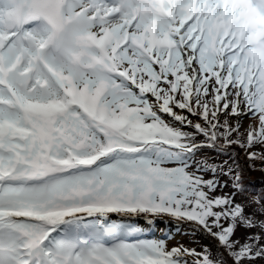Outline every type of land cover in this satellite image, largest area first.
<instances>
[{
	"label": "snow or ice",
	"instance_id": "6c2138e0",
	"mask_svg": "<svg viewBox=\"0 0 264 264\" xmlns=\"http://www.w3.org/2000/svg\"><path fill=\"white\" fill-rule=\"evenodd\" d=\"M234 146L264 162V0H0V264L264 260Z\"/></svg>",
	"mask_w": 264,
	"mask_h": 264
},
{
	"label": "rangeland",
	"instance_id": "374dc122",
	"mask_svg": "<svg viewBox=\"0 0 264 264\" xmlns=\"http://www.w3.org/2000/svg\"><path fill=\"white\" fill-rule=\"evenodd\" d=\"M249 123V118L247 116L242 117V124L243 126L246 128L247 125ZM243 130V129H242ZM235 149L237 150H241L239 147H235ZM203 154L206 155L208 158L211 157L214 154H217L215 151L211 150V149H204L203 150ZM224 158H227V156H224ZM223 160V156L221 155H217L216 159L213 160V162H222ZM260 163H258L257 160H255L253 162V169L250 168L248 169V165L245 166L246 164L244 163L242 168L245 170V172L249 173L250 170H252V172H255L256 177L254 179H251L250 181L258 186H261L264 189V177H260L258 170L256 169V167L259 165ZM221 180H226V177H221ZM225 191H227V189H225ZM264 195V192H263ZM252 196H259L258 193L255 190H246V188L244 187V191L241 193H238L236 195V200L238 202H244V203H248V201L252 198ZM264 197V196H263ZM255 208V205L252 204L251 206H249L246 211L248 212H252L253 209ZM166 219V220H163ZM163 219L157 218L155 223L151 226L147 225L144 221L143 218H137L136 219V223H138L139 225H141L142 227H145L147 229L148 232V236L150 238H159L161 236H171V239L168 240V244L169 246H174L176 244H184L187 247H192L194 246L196 249H198V243L203 241L205 243H207L208 245H212L215 246L216 245V241L213 240L210 236H208L206 233V235L201 234L198 231H194V230H188L186 229L188 226L191 227L188 223H180L179 225H177V223L175 221H172L170 218L168 217H164ZM169 220V221H168ZM185 227L182 229V227ZM257 231L256 229H250V230H246L243 228H240L237 230L236 232V236L243 242L244 238L250 233V232H255Z\"/></svg>",
	"mask_w": 264,
	"mask_h": 264
},
{
	"label": "trees",
	"instance_id": "16d2710c",
	"mask_svg": "<svg viewBox=\"0 0 264 264\" xmlns=\"http://www.w3.org/2000/svg\"><path fill=\"white\" fill-rule=\"evenodd\" d=\"M231 153H234L235 154V158H236V160H237V162H238V164H239V166H240V168H241V177H242V179H241V183H242V185L243 186H246L248 189H250V190H255L257 193H258V195L259 196H264L263 195V192H264V189L261 187V186H258V185H255V184H253L250 180L251 179H254L255 177H256V174H255V172H252V170H250V172L249 173H247V172H245V170L242 168V166H243V164L245 163L246 165L245 166H247L248 165V169H250V168H252L253 169V167H250L249 166V164L251 163L252 165H253V162L254 161H251V162H249V160H248V158H247V156H246V153L241 149V150H237V149H235L234 147L232 148V149H230V154ZM216 157H217V154H214V155H212L211 157H209V160L210 161H213V160H215L216 159ZM223 159H227V158H224V156H223ZM258 161V163H260L257 167H256V169L258 170V173H259V176L260 177H264V170H261V168L262 167H264V162H262V161H259V160H257ZM216 163H219L218 161L216 162ZM250 167V168H249ZM182 227V229L183 228H185V227H183V226H181ZM186 229H188V230H193V228L192 227H187ZM203 245H208L207 243H205V242H203V241H201V242H199L198 243V249H197V251H200L201 250V248H202V246ZM210 248H211V250L213 251V252H215L216 251V247L215 246H212V245H208ZM192 248H195L194 246H192ZM254 264H264V260H256L255 262H254Z\"/></svg>",
	"mask_w": 264,
	"mask_h": 264
},
{
	"label": "water",
	"instance_id": "95a60500",
	"mask_svg": "<svg viewBox=\"0 0 264 264\" xmlns=\"http://www.w3.org/2000/svg\"><path fill=\"white\" fill-rule=\"evenodd\" d=\"M200 233L206 235L205 233H202V232H200Z\"/></svg>",
	"mask_w": 264,
	"mask_h": 264
},
{
	"label": "bare ground",
	"instance_id": "6f19581e",
	"mask_svg": "<svg viewBox=\"0 0 264 264\" xmlns=\"http://www.w3.org/2000/svg\"><path fill=\"white\" fill-rule=\"evenodd\" d=\"M161 219V218H160ZM163 219V218H162ZM163 220H166V219H163ZM169 221V220H168Z\"/></svg>",
	"mask_w": 264,
	"mask_h": 264
}]
</instances>
